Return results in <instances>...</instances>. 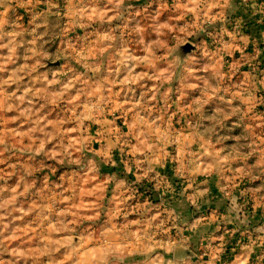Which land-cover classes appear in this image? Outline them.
Wrapping results in <instances>:
<instances>
[{"label":"crops","instance_id":"obj_1","mask_svg":"<svg viewBox=\"0 0 264 264\" xmlns=\"http://www.w3.org/2000/svg\"><path fill=\"white\" fill-rule=\"evenodd\" d=\"M15 2L0 0V146H6L12 152L11 157L0 158V193L12 198L19 189L16 182L20 180L22 193L30 195L31 174L28 170L31 162L27 154H30V147H36V151L43 149V157L51 160L49 165L53 169L58 168L59 163L74 161L72 169L57 176L51 168L39 175L43 174L40 178H44L52 173L57 177L55 185L60 196H68L59 212L65 215L70 211L72 216H67L70 218L68 223L66 219L54 217L56 226L65 224L71 228L91 229L83 239L79 235L65 238L73 240L76 236L75 243L91 244L86 264L95 258L101 260L100 264H264V124L259 126L257 134H253L254 149L234 155L218 132L225 127L230 130L235 127L231 124L235 110L224 114V122L223 115L213 119L214 128L209 131L199 112L195 114L183 106L180 121L193 122V125L183 124L175 141L173 137L179 125L172 121L173 76L161 80L165 83L164 108L154 106L159 102L147 99L148 93L147 97L143 96L144 90L137 102L130 96V89L116 94L110 76L94 78L87 75L81 78L86 82L85 87L77 84L64 96L57 91L52 95L45 84L49 79L56 81L54 72L46 70L38 74V58L29 61L14 55L15 51L44 50L40 42L41 28H36L30 21L33 14L22 21L23 31L17 27L16 33L22 34L25 42H21L17 50L14 48L15 32L9 26L11 20L8 17L15 10ZM182 2L184 16L203 15V21H217L216 27L210 30L217 41L216 48L229 54L236 53V56L239 54L238 58L229 59L226 64L229 67H241L248 60L241 55L250 57V52L255 51L259 43L264 44V0ZM152 3L162 6L161 0ZM223 16L226 20H222ZM35 28L37 44H32L30 38ZM54 43L53 50H60L61 41L55 39ZM80 46L86 48L84 55L91 51L89 47ZM93 50L97 47L93 46ZM76 51L78 46L74 45L71 52ZM132 51L135 52V48ZM76 60L77 57L73 61ZM85 62L87 66L91 63ZM193 63L192 66L203 68L207 65L200 59ZM221 64V59L216 58L214 67ZM102 65L116 66L109 60H103ZM129 65L133 68L138 63L132 58ZM223 73L224 77L231 75L230 71ZM155 75H147V79H151L145 81L148 89L158 83V80H152ZM243 77L252 79L251 71L245 70ZM138 78L122 77L113 83H131ZM207 79L214 86V98L228 97L230 100L235 97V91L239 93L237 97L244 100L256 97L252 84L246 81L242 86L240 78L223 80L221 74L213 71ZM34 82L37 85H31ZM249 82L254 83L253 79ZM231 83L233 89L238 84L241 88L233 90L229 87ZM204 94L211 98L205 89L200 90L197 97ZM140 102L141 107L136 104ZM240 114L241 108L237 116ZM196 115L198 119L194 120ZM121 127L131 138L134 156L130 163L125 162L116 150L123 137L117 136L118 132L122 133ZM243 129L248 131L249 126L245 125ZM86 147H89L85 149L88 154L74 156L76 149ZM16 150L21 157L15 155ZM250 156L254 159L255 169H259L252 174L240 170L241 163ZM84 160H90V163L82 168L79 163ZM17 162L22 167L15 166ZM43 163L38 161L33 165L39 168ZM249 165L252 168V164ZM14 167L21 173L15 174ZM147 184H150L152 194L145 196L138 186ZM44 188L45 184L35 189ZM26 203L14 205L30 210ZM12 210V206H0V211L8 214V221L0 220V228H6L0 243L13 241L14 223L8 213ZM79 211L89 216L81 223L78 217L75 218ZM29 223L30 220L25 219L20 226L28 227ZM23 235L28 237L27 233ZM54 241L62 243V234ZM203 250L208 254L206 257L201 255Z\"/></svg>","mask_w":264,"mask_h":264},{"label":"rangeland","instance_id":"obj_2","mask_svg":"<svg viewBox=\"0 0 264 264\" xmlns=\"http://www.w3.org/2000/svg\"><path fill=\"white\" fill-rule=\"evenodd\" d=\"M14 1H16L14 3L15 12L13 11L8 17L11 20L9 26L15 32L14 48L17 50L21 46V42H25L23 35L16 33L17 27L19 26L23 31L25 25L22 26V21L33 14L30 21L36 28H41L40 34H43V36L40 42L44 49L40 52L15 51L14 55H17L18 59L23 58L29 61H32V58H38V74L46 70L54 72L56 81L49 79L45 84V87L51 89L52 95V92L57 91L62 93L61 96H64L66 91L71 90L77 84L85 87L86 82L81 78L87 75L94 78H107L110 76L116 94L130 89V96L135 98V102H137V98L144 90L143 96L147 97L148 93L150 96L147 99L159 102L154 106L164 108L165 83L161 80H165L166 76H173L175 78L173 83L175 95L172 121L174 125H179L176 127L178 130H174L176 131V135L173 137L175 141L181 132L179 129H183V124L193 125V122L180 121L181 107L185 106L195 114L199 112L200 118L204 120V127L209 131L214 128L213 119L223 115L224 122L226 117L224 114L230 110H235L236 113L232 115V117H235L231 123L235 127L232 130H230V127H225L218 132V135L226 140L234 155L254 149L251 143L254 140L253 134H257L259 126L264 124V44L259 43L255 51L250 52V57H245L242 54L241 58H248V60L241 67H229L226 65L229 63V59H236L239 54L236 56V53L229 54V52H223L216 48L217 41L213 39L210 30L216 27L214 25L217 21H203L205 18L203 15L200 17L193 16V18L184 16L183 10L185 9L182 0H161V7L158 4H153L154 0H143L142 2H135V0L129 2L121 0ZM166 4H168L167 7ZM195 5L197 6V4ZM199 6L202 5L199 4ZM222 20H226V17L223 16ZM36 28L32 31V37L30 38L32 44H37ZM54 37L56 42L60 40L62 43L61 49L58 51L53 50L56 44L54 43ZM74 45L78 46V51L72 53L71 49ZM80 45L91 48V51L84 55L86 48H81ZM93 46L97 47L96 51L93 50ZM132 48H135L136 51L133 52ZM76 57L77 60L73 61ZM132 58H135L138 63L133 68L129 65ZM216 58L221 59L222 64L214 67ZM199 59L207 62L205 68L192 66L193 62ZM85 60L91 63L87 66ZM103 60H109L116 66L113 65L107 68L106 65H102ZM156 65L158 67H155ZM255 69H258V71H255ZM245 70L247 72L251 71L254 83L249 82L252 80L251 78L246 77L245 79L243 77ZM213 71L221 74L223 80L226 78H240L243 80V84L240 83L242 86L245 85L246 81L252 84V92L256 93V97L244 100L241 97L238 98L239 93L235 91V97L230 98V100L228 97L222 100L217 97L214 98V86L207 79ZM227 71H230L231 75H225L224 77L223 72ZM153 73L156 74V78L152 80H158V83L153 84L151 90L147 88L148 84L145 81L151 80L147 79V75ZM29 74L32 75V71H29ZM205 75L207 78L203 79L202 77ZM131 76L139 78L131 83H113L117 78L127 77L129 80ZM75 80L78 82H75ZM240 84L236 89L232 88L233 83L229 87L238 90L241 88ZM31 85H37V82ZM169 87L170 84H168ZM202 89H205L206 93L209 92L211 98H207V94L197 97V93L199 95V91ZM126 100H129V98H126ZM62 103L64 104V102ZM136 104L140 107L143 106L142 102ZM133 106L136 107L135 104ZM240 108L242 114L237 116V111ZM246 110H249V112H246ZM197 119L196 115L194 120ZM245 125L249 126L248 131L243 129ZM253 130L255 133H253ZM120 131L122 133L118 132L117 136L123 137L116 150L125 162L130 163L134 156L131 148V138L128 133L123 132L122 127ZM172 145L173 143H171ZM87 148L89 147L76 149L74 156L88 154L85 153ZM29 149L31 150L29 151L30 154L27 152V157L30 158L31 162L30 171L28 170V173L31 174L29 179L30 195L22 193V182L20 180L16 182L19 184V189L14 192L12 198L9 195L0 193V206L13 207L12 212L9 211L8 213L14 223L13 241L9 244L0 243V264H86L88 260L87 250L91 244L75 243L76 236L73 240L65 238L70 237V235H79L83 239L86 234L91 233V229L85 230V227L78 226L71 228L65 224L59 227L56 226V220L54 219V217L62 221L66 219L68 223L70 218L67 219V216L69 214L72 216L70 211H66L65 215L59 212L60 205L68 201V196H60V192L55 185L57 177L53 174L57 176L58 173L64 170L72 169L71 163L74 161L66 164L64 162L59 163V167L53 169L49 165L51 160L43 157V149L40 150L42 153L36 151V147H30ZM10 151L6 146H0V158L11 157L12 152ZM76 153L79 155H75ZM250 154H253V152L251 151ZM15 155L21 157L17 150ZM251 157L241 163L240 170L245 172L248 170L251 174L259 170L255 169L254 159ZM38 161L44 163L39 168L34 167L33 164ZM248 161L252 164V168ZM89 163L90 160L88 162L84 160L79 165L84 168ZM17 164L21 166L19 162L15 163V166ZM169 166H171V163H169ZM50 168L54 170L53 174L50 173L44 178H40L43 174L39 175V173L43 170L48 172ZM17 173L21 172L15 168V174ZM44 184V189H35L44 186ZM51 186H54V188H51ZM26 201L30 210H22L21 207L15 206ZM7 215L6 212L0 211V220L6 221ZM76 217L81 223L89 216L79 211L75 215ZM25 219H29L30 223L28 227H21L20 223ZM5 229V227L0 228V239L3 238L2 232L5 233ZM26 233L28 237L23 235ZM61 234L63 237L62 243L55 242L54 238ZM98 263H101L100 259L89 260V264Z\"/></svg>","mask_w":264,"mask_h":264},{"label":"built area","instance_id":"obj_3","mask_svg":"<svg viewBox=\"0 0 264 264\" xmlns=\"http://www.w3.org/2000/svg\"><path fill=\"white\" fill-rule=\"evenodd\" d=\"M127 157V156H126ZM128 158V157H127ZM139 191H141V194L147 196L148 194H152V191H151V188L147 187V188H143V189H140ZM201 255L203 257H206L208 254L206 251H201Z\"/></svg>","mask_w":264,"mask_h":264},{"label":"trees","instance_id":"obj_4","mask_svg":"<svg viewBox=\"0 0 264 264\" xmlns=\"http://www.w3.org/2000/svg\"><path fill=\"white\" fill-rule=\"evenodd\" d=\"M147 187L150 188L151 187L150 184L138 186L139 189H143V188H147Z\"/></svg>","mask_w":264,"mask_h":264}]
</instances>
